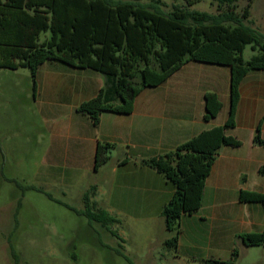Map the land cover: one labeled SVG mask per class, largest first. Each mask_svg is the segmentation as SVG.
Masks as SVG:
<instances>
[{"label": "crops", "instance_id": "1", "mask_svg": "<svg viewBox=\"0 0 264 264\" xmlns=\"http://www.w3.org/2000/svg\"><path fill=\"white\" fill-rule=\"evenodd\" d=\"M230 83V67L188 61L162 84L143 88L131 113L103 111L95 124L80 106L98 95L105 77L48 60L38 70L35 92L31 82L33 97L28 96L39 123L38 149L30 147L26 131L25 144H15L10 132L0 138V145L6 155L17 147L14 152L22 154L23 164L30 155L38 159L36 185L42 191L51 189L66 197L78 189L83 199L95 187L92 201L117 220L111 235L124 245L133 240L140 257L156 261L173 250L174 259L190 264L228 261L235 245L247 248L240 235L264 229V206L240 201L241 191L264 193V144L254 140L259 133L264 142V69L249 71L241 82L236 124L226 130L241 145H222L218 150L202 205L181 217L175 248L165 245L174 232L167 229L162 214L175 186L143 160L165 155L201 132L223 126L230 109ZM208 92L222 102L219 114L210 120L205 119ZM102 153L108 158L98 164Z\"/></svg>", "mask_w": 264, "mask_h": 264}, {"label": "trees", "instance_id": "2", "mask_svg": "<svg viewBox=\"0 0 264 264\" xmlns=\"http://www.w3.org/2000/svg\"><path fill=\"white\" fill-rule=\"evenodd\" d=\"M185 1L189 7L200 0ZM239 1L213 0L216 14L175 5L161 15L139 0H0V68H28L34 92L38 70L48 60L101 73L104 87L80 106L95 124L103 111L131 113L143 88L162 84L188 61L230 67V109L225 124L201 132L165 155L143 160L175 186L162 212L167 229L174 232L165 242L169 248L177 247L181 217L200 209L220 147L241 145L226 130L236 124L244 77L251 70L264 69V34L244 24L253 0L241 11ZM247 45L255 52L249 60L242 55ZM205 107L206 120L216 117L222 108L219 96L206 93ZM254 140L264 144L259 133ZM107 158L99 154L98 164ZM94 194L95 187L84 193L86 209L81 212L60 203L109 229L117 220L97 207ZM240 201L264 206V193L241 191ZM240 238L247 247L264 246V229ZM239 256L235 248L230 260L208 262L234 264Z\"/></svg>", "mask_w": 264, "mask_h": 264}, {"label": "rangeland", "instance_id": "3", "mask_svg": "<svg viewBox=\"0 0 264 264\" xmlns=\"http://www.w3.org/2000/svg\"><path fill=\"white\" fill-rule=\"evenodd\" d=\"M139 2L161 15L172 11L175 5L188 7L185 0ZM248 2L240 0L238 11ZM188 8L217 13L213 0L196 1ZM244 24L264 34V0L251 2L250 17ZM252 54L251 45H247L242 53L243 58L249 60ZM31 79L28 68H0V138L11 132L15 144H25L26 131L30 147L37 150L39 137L35 126H39V123L32 116L35 111L28 98L33 97ZM14 151L6 155L0 145V264H190L174 259L173 250H170L169 257L156 261L140 257V248L133 240H128L124 245L121 239L111 235V227L108 229L100 223H92L76 212L86 209L85 202L78 196V189L66 197L51 189H31L32 186L40 189L36 185L40 163L30 155L23 164L19 161L22 154ZM235 247L240 256L234 264L264 263V246L247 247L245 251L238 245Z\"/></svg>", "mask_w": 264, "mask_h": 264}]
</instances>
